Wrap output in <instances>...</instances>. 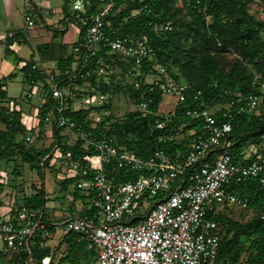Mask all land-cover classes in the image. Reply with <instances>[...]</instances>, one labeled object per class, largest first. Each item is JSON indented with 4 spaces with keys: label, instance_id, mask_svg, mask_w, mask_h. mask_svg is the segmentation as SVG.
Listing matches in <instances>:
<instances>
[{
    "label": "built area",
    "instance_id": "built-area-1",
    "mask_svg": "<svg viewBox=\"0 0 264 264\" xmlns=\"http://www.w3.org/2000/svg\"><path fill=\"white\" fill-rule=\"evenodd\" d=\"M70 2L72 13L77 16L91 4L90 0ZM77 4L80 7H76ZM111 6L112 3L107 4L91 14L82 40L74 47V68L61 71L57 66L46 71L37 64L32 65V70L27 73L25 96L28 101L39 98L42 102L33 111L23 112V122L28 129L25 139L32 140L28 134L32 129H39L40 108L48 103L43 115V135L48 129L60 128L62 135L72 134L70 138L74 141L82 139L85 148L95 149V154L72 159L57 149V143L53 146V150L59 152L61 165L65 166V174L77 177L76 186L88 194L89 207L95 209L92 217L73 215L63 223L66 232L80 233L91 240L97 250L94 264H215L221 235L211 216L226 203L248 207L249 193H240L237 189L243 183L256 180L264 190V154L252 145L243 159L236 160L230 152L233 114L224 111L218 118L214 111L203 105L186 109L188 116L203 121V132L195 136L188 152L180 151L176 158L162 148L142 158L106 139L88 137L68 109L102 104L108 101L109 94L95 88L91 90L93 94L89 90L84 92L87 87L76 83L78 76L84 75L77 68L78 64L85 67L95 61L94 73L98 78L109 80L108 67L112 68V65L99 54L102 48L107 54L115 53L139 65L145 60L157 61L156 49L146 35L112 37L107 33L106 16ZM24 17L28 27L36 26L32 4L27 5ZM156 68L159 75L149 81L150 91H160L163 99L167 95L177 98L173 109L160 111L159 108L169 120V113L185 100L188 84L165 78L166 71L161 63L156 62ZM73 69L76 70L73 72ZM34 71L45 74V79H38ZM200 95L201 90H198L194 99L198 100ZM78 100L82 103L74 107ZM151 101L152 98L142 99L138 107L146 113L151 112ZM261 102L258 94H251L237 112L258 111ZM103 112L107 111L103 110L101 114ZM100 116H94V119L99 120ZM164 128L165 121L156 120L154 129ZM180 136L179 132L169 130L160 133L158 139L164 142ZM93 156L98 157L102 166L94 164ZM109 163L113 164V169L135 175L117 180L104 169ZM162 193L165 194L163 199L155 198ZM13 212L0 223V238L14 252L32 253L37 237L45 228L42 213L25 205L17 206ZM46 259L42 260L45 264Z\"/></svg>",
    "mask_w": 264,
    "mask_h": 264
},
{
    "label": "trees",
    "instance_id": "trees-1",
    "mask_svg": "<svg viewBox=\"0 0 264 264\" xmlns=\"http://www.w3.org/2000/svg\"><path fill=\"white\" fill-rule=\"evenodd\" d=\"M91 4L86 11L77 16L72 14L69 18L71 6L66 0L63 5L65 13L64 21L68 19L77 22L80 28V37L74 45L82 40L85 28L90 23V16L97 8H103L112 3L109 14L106 16V31L112 37L124 35H146L150 44L156 49L157 61L145 60L142 64H136L133 60H126L113 53L107 54L101 49L99 54L106 57L109 80L98 78L94 73L95 61L89 66L82 67L78 64L81 73L76 83L81 87H87L84 91L93 88L109 94L107 102L82 107L78 110H70V116L82 127L88 137L106 139L114 144L123 146L135 152L137 156L147 158L157 149H165L172 158H176L180 151L188 152L192 140L196 135L203 132V121L199 117L188 116L187 108H195L199 105L208 108H216L214 113L221 118L224 111L233 114V129L230 149L236 160L244 158L245 153L254 145L258 152L264 154V20H256L251 16L243 0H183L188 14L192 17L189 32L194 40L187 48L180 47V35L175 25L169 22L172 16L169 0H90ZM69 21V20H68ZM86 21V23L84 22ZM67 24V23H66ZM66 30H54V36L63 34ZM19 33L16 34V37ZM217 44L223 50L234 49L244 60L253 62L260 77L254 80V74L241 66L231 70H223L218 60L204 50ZM40 51L47 58L59 60L61 71L74 68L76 62L74 54H67V46L52 43L40 45ZM7 53L10 49H6ZM156 62L166 69L165 78L176 82H186L188 88L185 91L186 98L179 102L174 112H170L169 120L159 111L163 95L160 91H150L148 75L157 73ZM33 61L25 66L27 73L32 70ZM76 69H73V72ZM26 73V81L28 75ZM40 80L45 79V74L34 71ZM89 83V85H88ZM201 90L198 100L194 95ZM126 93L129 101L135 106L123 116H115L112 109V101L115 93ZM251 94H258L262 102L258 111L237 112L239 106L245 104V98ZM152 98L150 103L151 112H144L138 104L142 99ZM12 102V103H11ZM18 100L12 101L7 96L6 90L2 89L0 80V122L5 128L0 130V161H14V176L21 173L20 162L27 163L32 171L42 170L50 166L54 151L53 146L57 143V149L63 154H69L72 159L83 158L86 154H95L93 147H84V140L79 139L69 142V135H62V129L54 128L56 140L48 147H39L36 142H28L25 134L28 129L23 122V112L17 108ZM203 103V104H202ZM48 103L40 108L42 121L37 139L42 138L45 124L43 115L47 110ZM219 108H217V107ZM214 108V109H215ZM99 120H95L92 114L101 111ZM212 110V109H211ZM156 120L165 121L163 130H155ZM174 130L179 132L180 137L160 142V133ZM31 132H35L34 129ZM104 169L111 177L117 180L128 179L135 173H124L123 169H113V164H105ZM76 176H66L61 182L62 189L68 190L74 185V193H80L81 189L76 186ZM186 184V182H184ZM240 193H249L248 207L224 204L214 216H211L221 235L219 253L215 264H237L240 257L246 253L245 264H264V190L259 187L256 180H251L237 187ZM165 194L156 196L163 199ZM45 188H37L34 194L25 196L23 205L30 209L39 210L42 220L50 230L54 226L46 219L43 210L47 203ZM90 213L95 209L89 207ZM14 213V212H13ZM12 213V214H13ZM72 232H68L71 234ZM80 234V233H74ZM82 235V234H81ZM41 234L32 252L42 253L44 248L40 246ZM243 257V256H242Z\"/></svg>",
    "mask_w": 264,
    "mask_h": 264
},
{
    "label": "crops",
    "instance_id": "crops-1",
    "mask_svg": "<svg viewBox=\"0 0 264 264\" xmlns=\"http://www.w3.org/2000/svg\"><path fill=\"white\" fill-rule=\"evenodd\" d=\"M53 2L52 0H0V80L2 89L6 90L7 96L10 97L12 101H16L17 99L9 95L7 82L17 75H21L23 81L25 79L26 83L27 71L24 69V66L29 61H33L34 64H37L46 71L53 70L60 64L58 59H49L43 55L44 53L46 54V51L42 53L40 51V45H50L54 42L59 45L64 44L67 46V54H69L74 51V47L76 46L74 44L80 37L79 28L76 31V37L72 39L71 45L69 44L70 41L68 40L71 35L69 26L61 27V25H59V22H62L60 17L54 19V17H56V12H61L65 16L63 6L59 7L58 5L56 6L57 9H55L52 7ZM28 4H32L34 17L36 19V26L32 28L27 26L24 17L25 9ZM39 18H41V22L38 20ZM54 30L66 31L63 34H58L56 37L54 36ZM17 33H19L18 37H16ZM25 47H27L28 50L22 53ZM7 48L10 49L9 53L6 51ZM28 102L33 108L36 106L32 101ZM4 128L5 125L0 122V130ZM39 130L40 127L39 129H35L33 134L37 133L38 135ZM47 132L51 133V137H55L53 141L55 142L56 135L54 129H48ZM45 134L46 135H41L42 138L38 139L39 142L36 141L39 147H48L53 143L51 140L48 142L47 133ZM70 137L69 135L68 141L74 142ZM53 151L52 149L51 152ZM55 154L56 151H54V155ZM58 154L57 151V155ZM54 155L52 159L59 158H55ZM94 157L97 156L91 158L94 164L96 166H102L98 157L96 160H94ZM19 162L21 173L18 176H14L12 172L15 162H8L6 160L0 161V223L7 220L12 215V206L15 205L14 203L19 206L23 205L25 196L34 194L37 188L43 186L45 188L46 198L48 199L43 213L45 212L46 219H48L54 227L49 230L45 222V228L42 231L40 241V246L44 248L42 256H40L41 252L35 254L34 252H14L9 249L4 240L0 238V264H45L42 262L44 258H47V264H94L97 259V250L91 240L83 234H68L63 227V223L70 216L82 214L93 216L89 209L90 200L88 194L83 190L75 194L74 185L68 190L62 189L61 182L67 176L63 171V174H59L62 178L59 181L60 184H58L59 194H56L54 190L56 187H51V191L47 189L49 187L46 185L47 179H49L48 177L51 175V173H48L49 175L44 179L45 185L35 187L34 192L23 195V197L18 199L16 198L17 195H10V190L13 187L15 191H18L15 188V186H17L15 180L23 174V168L25 169V167L28 166L27 163ZM53 165L54 164L50 161L49 168H54ZM45 169H47V166ZM57 169L60 170L61 167ZM48 171L50 170L48 169L47 172Z\"/></svg>",
    "mask_w": 264,
    "mask_h": 264
},
{
    "label": "rangeland",
    "instance_id": "rangeland-1",
    "mask_svg": "<svg viewBox=\"0 0 264 264\" xmlns=\"http://www.w3.org/2000/svg\"><path fill=\"white\" fill-rule=\"evenodd\" d=\"M52 1H54L52 4V7H54L55 9H57L56 6L59 5V7H62L66 3V0H52ZM243 1L245 2L246 9L251 16H253L256 20H264V0H243ZM67 5L70 7L71 2H68ZM169 5L172 11V16L170 17L169 22L175 25V28L177 29V32L180 35V47L187 48L189 44L194 40L193 34L189 32V30H191L190 29L191 27L189 24H191L192 17L188 14L187 8L183 0H169ZM72 12L73 11L70 10L69 18H72V14H73ZM55 15L56 17H54V19L60 17L62 22H59L60 23L59 25H61V27L67 26V25L69 26L71 35L68 41H70L69 44L71 45L72 39L76 37V31L79 29V25L77 24V22H74L70 19H68L69 21L67 20V22L66 20L64 21L65 16L61 12H58V13L56 12ZM38 20L40 22L42 21L41 18H39ZM27 50H28L27 47H25L22 53H24ZM204 53L213 55L220 63V66L222 67L223 70L229 71L233 67L241 66L242 68L253 72L254 80H257L260 77V73L256 71L253 65V62L244 60V58L239 56L237 51L234 49L230 48L228 50H223V49L218 48L217 44L216 45L212 44L209 49L204 50ZM157 75H158L157 73L150 74L148 75L147 80L152 81ZM7 83H8L7 87L9 90V95L19 100L18 108H20L22 112L33 111L34 109L33 106L28 102L25 96L27 92V87H28L27 82L25 83V79L23 81L22 76L17 75L15 78L9 80ZM94 99H97V96ZM111 101H112L111 111L113 112L115 116H123L125 115L127 111L135 108V106L129 101L127 94L124 92L115 93ZM176 101H177V98L175 96H171V95L165 96V99H163V101L160 104V111H169L173 109L176 104ZM32 102L34 105L39 106L42 101L39 100V98H35L33 99ZM80 102L81 100H78L76 103H74L73 104L74 107H78ZM214 108H211L212 111L216 110V108L215 109ZM97 115H101V112L95 113L94 116H97ZM28 135H31L32 137V140L30 142L38 141L37 133H34V134L32 133ZM70 136L72 135L70 134ZM54 138L55 137H51L50 132H47L48 142H50V140L51 142H53ZM54 157L55 158L58 157L57 152L54 155ZM59 159L60 158L51 160V163L54 164L53 165L54 168L52 167V169L49 168L50 166H47V169L44 168V170L42 169V170L32 171L28 168L27 165H25L27 167H25V169L23 168V174L18 179L15 180V182L17 183V186H15V188L18 191H15V189L12 187L10 190L11 192L10 195L15 194L17 195L16 198L19 199L20 197H23V195L34 192L35 187L40 186V185L41 186L45 185L44 179H46V176L49 175L50 173L51 175H49L48 177L49 179H47V184H46L49 186L47 189L51 191L52 189L51 187L53 188L56 187L54 188V190L56 194H59L58 184H60L59 181L60 179H62L60 175L63 174V171H65V166H62L63 164L62 165L60 164ZM96 159L97 157H94V160ZM60 167L61 169L58 170L57 168H60ZM48 169L50 171L47 172ZM14 204L15 205L12 206V211L14 208L19 206L16 203ZM248 253L249 252L244 253L242 255L243 257L242 256L240 257L237 264H245V260H246V257L248 256Z\"/></svg>",
    "mask_w": 264,
    "mask_h": 264
},
{
    "label": "clouds",
    "instance_id": "clouds-1",
    "mask_svg": "<svg viewBox=\"0 0 264 264\" xmlns=\"http://www.w3.org/2000/svg\"><path fill=\"white\" fill-rule=\"evenodd\" d=\"M76 7H80V5H79V4H77V5H76Z\"/></svg>",
    "mask_w": 264,
    "mask_h": 264
}]
</instances>
